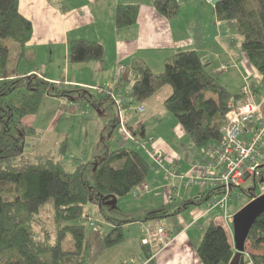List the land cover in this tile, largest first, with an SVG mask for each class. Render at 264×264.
Instances as JSON below:
<instances>
[{
	"label": "trees",
	"instance_id": "16d2710c",
	"mask_svg": "<svg viewBox=\"0 0 264 264\" xmlns=\"http://www.w3.org/2000/svg\"><path fill=\"white\" fill-rule=\"evenodd\" d=\"M152 5L168 20L175 18L180 9L177 0H153ZM213 7L217 20L234 22L241 50L255 71L262 75L264 0H219ZM137 12L136 4H118L114 13L115 26L133 24ZM31 35V21L19 12L18 0H0V98L11 95L10 112L20 122L36 114L43 97L51 89L58 97L73 91L71 88H59L43 76L16 74L14 64L25 53ZM7 40L19 46L14 56H11ZM102 56L103 45L99 41L85 38L68 41L69 62L100 61ZM131 68L134 79L127 90L129 101L140 104L168 87L163 106L194 146L201 150L203 159L196 165L210 161L205 151L210 144L221 141L220 129L227 119L229 102L238 104L241 101L240 90L232 93L219 83L205 69L201 56L195 50H179L167 56L162 71H154L139 61H134ZM106 90L114 101L110 95L111 88ZM206 92L210 94L206 95ZM80 96L84 95L81 93ZM118 114L111 118L110 115L105 116L108 124L115 126ZM7 116L8 112L0 106V264H88L85 204L92 199L100 204L101 197L107 194L124 196L133 193L149 172L148 157L137 144L111 149L108 146L111 136L101 135L92 158L76 164L72 171H65L52 155L26 153L25 137H38L40 131L29 121L20 126L14 123L21 128V134L16 135ZM58 149L62 152L61 148ZM184 184L187 187L197 185H188L186 179ZM197 186L200 191H206ZM238 191L239 195L235 197L240 196V189ZM255 197L249 193L248 202L242 208L249 219L253 217L246 229L245 242L254 250L261 251L243 254L245 264L247 261L264 264V210L261 208L264 197L251 202ZM107 219L112 227L101 233V245L110 248L124 240L122 225L125 220L113 216ZM215 219V215L210 213L196 246L200 264H228L235 252L225 228ZM145 243L141 245L146 258L144 264H156L153 250ZM245 249L244 243V252Z\"/></svg>",
	"mask_w": 264,
	"mask_h": 264
},
{
	"label": "crops",
	"instance_id": "0c3cea01",
	"mask_svg": "<svg viewBox=\"0 0 264 264\" xmlns=\"http://www.w3.org/2000/svg\"><path fill=\"white\" fill-rule=\"evenodd\" d=\"M177 1L180 6L179 14L168 20L155 10L153 0H18L19 12L31 21L32 35L26 43L25 53L14 64L15 72L19 76L40 73L45 79L57 81L64 70L57 75H53V71L48 73L47 62H56L54 58L58 50L67 58L68 41L75 38L99 41L103 45V56L100 61L68 64L63 79L73 82V85L94 87L108 84L115 67L122 65L125 73L115 83L121 85L125 82L129 88L134 79L131 68L134 61L142 62L152 70H161L167 56L189 49L201 56L205 69L212 75L223 71L220 70L221 64L224 61L233 62L237 57L233 52L234 22L219 21L215 13L209 18L203 17L201 0ZM118 4L138 6L137 18L133 24L126 27L115 26L114 13ZM26 55L30 57L28 60L35 61V67L20 64L21 58ZM38 62L42 72L37 68ZM245 63L244 59L243 64ZM252 74L249 82L256 94H261L263 90L259 91L260 76L256 71ZM107 86L113 94L115 90L119 93L116 86ZM161 92V96L156 98L155 95ZM168 92L169 88L165 87L140 104L111 99L113 108L105 111V116L112 110H116L118 114L117 104L121 106L127 130H130L129 133L149 159V172L137 187L139 195L132 193L133 198L129 195L126 197V201L131 202L130 205L135 210H117L122 219L125 218L122 225L124 240L121 243L110 248L103 247L101 233L108 231L112 223L107 218L92 220L94 225L89 228L88 242L90 238L94 239L96 251L91 255L89 246L88 264H144L146 258L141 250V238L149 239L145 245L153 250L156 264H200L195 245L191 244L197 243L192 235H196V230L202 229L200 220L206 215L210 217L211 212L204 210L206 192L200 191L197 185L184 186L183 175L199 163L203 156L176 119L164 108L162 100ZM156 99H159L157 103ZM136 106H142L143 109L136 110ZM119 134L121 140L118 146H121L129 138L121 130ZM40 135L35 138L41 139ZM153 149H159L163 153L162 159L149 158L147 151ZM248 180L249 178L242 183ZM144 185L148 186L147 189ZM134 204H138V207ZM236 206L240 205L237 203ZM87 217L90 218L89 215ZM157 224L175 234L167 244H157Z\"/></svg>",
	"mask_w": 264,
	"mask_h": 264
},
{
	"label": "rangeland",
	"instance_id": "374dc122",
	"mask_svg": "<svg viewBox=\"0 0 264 264\" xmlns=\"http://www.w3.org/2000/svg\"><path fill=\"white\" fill-rule=\"evenodd\" d=\"M205 1L207 2V4L204 3L203 0H201L200 10L202 16L206 18L214 16L215 11L212 1L211 2H208L207 0ZM233 39L235 46L233 52L237 54L236 60L233 62L224 61L223 65H226V70L215 72L213 76L219 83L223 84L230 92L235 93L238 90H240L245 83H248L250 81V78L253 75L252 73L253 71H255V68L251 65L245 53L241 50L240 37L236 33V30L233 35ZM7 43L11 50V56H14L19 50L18 44L11 40H7ZM55 56L56 58H54V60H56V62H52V63L47 62V67H48L47 72L50 73L53 71L52 74L55 73V75H57L59 71L64 70L63 72L64 74H62V77L61 78L59 77L57 81H52V82H54L55 86L59 88H63V89L71 88L73 89V91H69L64 96L58 97L54 95L53 93L54 90L51 89L50 93L43 97L36 114L31 117L23 118L21 122L10 112L11 95H6L0 98V106L8 112L7 120L14 127V133L16 135L21 134V128L18 126L24 123H28V121L40 131L41 139H37L32 135H28L25 137L24 139L26 143L25 152L26 153L40 152V153H47L49 155H52L59 160L63 170L72 171L76 164L80 162L89 161L92 158V150L94 147L96 149L99 147L101 135L111 136L110 139L108 140V146L109 148L112 149L120 145L121 135L119 134V131L121 130L122 133L125 135V137L129 138L123 145L128 147L133 146L134 144L133 141H135V139L129 133L130 130L129 129L127 130L128 128L127 124H124L122 118V110L118 109V113H119L118 115H120V117H118L119 119H117L115 126H112V123L108 124L107 117H105V111H107V109L111 107L113 108V103H111L112 100L109 99L108 91L106 90V88L108 87L107 85H111L113 86V88H115V86L117 87L116 89L119 90V93L115 90L114 92L115 95L113 94L117 100L120 99L124 102H126V100H129L127 95L128 88L125 82L122 83L121 85H117L114 80L115 70H117V68L121 65H117L115 67L114 75L113 77L112 76L109 77V81L107 82L108 84H101V86L96 84L97 86L94 87H89L84 84L73 85V82L65 81L63 79L67 71L65 68L68 66V64L72 65L78 63L69 62L68 57L65 58L61 50H58ZM29 58L30 57H28L27 55L22 57L20 60V64H24L25 66L30 65L32 67H35V61L28 60ZM244 59L246 61L245 65L243 64ZM214 61L212 62V65ZM37 68L39 69L40 72H42L41 64L39 62L37 63ZM160 69L161 70H154V71H162L163 66ZM31 74H36V73H31ZM70 74H72V71L70 72ZM36 75L42 76L40 73H37ZM259 76L261 77V75ZM101 81L99 82L101 83ZM74 88H77V91H75ZM81 93L84 96H80ZM262 93L256 94L255 100H258L259 102L264 94ZM161 94L162 92L155 95V97L159 98ZM205 94L209 95L210 93L206 92ZM242 100H243V96L241 97V101ZM158 101L159 99L155 100L156 103ZM135 109L138 110V106H136ZM258 114L261 115L264 114V101L258 109ZM108 115H110V118L111 116L112 117L116 116L117 115L116 110H112ZM120 119L122 121H120ZM14 123H16L18 126H15ZM135 143L137 144L136 141ZM58 148H61L62 152H59ZM154 151H160V150L153 149V151H147L148 152L147 155L149 156V158H152L150 154L153 153ZM261 151L264 154V142ZM258 162L260 165L258 168L259 175H257L256 178H254V180L251 178L246 183H242L240 185L239 197H235L234 195L228 197L226 215L229 219L227 221H223L218 217H216L215 219L216 221H218L220 225H222L225 228L230 242H233V235H232L233 215L240 209V207H242L241 205L247 203L249 193L257 196L264 193V155L260 157ZM90 171L91 168H89L88 170V177L90 176ZM180 177L182 178V176ZM143 187L147 189L148 186L144 185ZM205 192L207 193V191ZM133 194L135 196L139 195L137 191ZM127 195L133 198L132 192L128 193ZM127 195L115 196L112 194H107L101 197L102 201L100 204H96L95 200L93 199L88 201L84 206L85 213L90 216V218L87 217L86 219H84L85 220L84 222L88 224L87 232H90L89 228H91V225H94L92 221L93 219L96 218L106 219L108 216H113L122 219L121 214L117 211L118 209L122 211H125L127 209L135 210L134 206L130 205L131 202L126 201ZM237 203L240 206H236ZM134 205L138 207V204H134ZM202 206H204V204H202ZM124 219L125 218H123V221ZM208 221H209V217L207 215L204 216L203 219L200 220V226L202 227V229H200V231L196 230V235H192L195 236L197 241V243H193L190 241L192 246L195 245V249ZM158 225L161 224H157L156 226ZM197 226L198 225L195 224V227ZM165 230L167 235L166 241L160 242L157 237V241H158L157 244L159 243L161 245L167 244L172 239V237L175 236V234L170 232L169 229H167L166 227ZM155 234H156V230H155ZM143 239L146 238H141V241H143ZM89 246L91 249V255H93L94 251H96L93 238L89 239ZM245 248H246L244 252L245 255L251 252L261 251V250H254L253 248H251L248 242H245ZM246 264H252V263L250 261H247Z\"/></svg>",
	"mask_w": 264,
	"mask_h": 264
},
{
	"label": "built area",
	"instance_id": "2783aa9c",
	"mask_svg": "<svg viewBox=\"0 0 264 264\" xmlns=\"http://www.w3.org/2000/svg\"><path fill=\"white\" fill-rule=\"evenodd\" d=\"M220 67L221 70H226V65L222 64ZM124 73L125 67L119 66L115 70L114 80H118ZM259 85L260 90L264 92V73L260 77ZM240 92L243 96L242 101L238 104L229 102L227 119L220 129L221 141L210 144L205 151L210 161L196 165L183 176L188 185L197 184L207 191L204 210L223 221L229 219L226 215L228 197L238 196V186L247 178L251 179L258 175L256 170L258 160L264 155L261 151L264 142V114H258V109L264 101V94L259 102L255 100L256 91L251 87V82L245 83ZM110 95L116 101H120L112 92ZM142 109V106H138V110ZM150 156L154 160H160L163 154L161 151H154ZM155 230L158 240L166 241L165 228L158 225ZM143 242H146V239H143Z\"/></svg>",
	"mask_w": 264,
	"mask_h": 264
},
{
	"label": "water",
	"instance_id": "95a60500",
	"mask_svg": "<svg viewBox=\"0 0 264 264\" xmlns=\"http://www.w3.org/2000/svg\"><path fill=\"white\" fill-rule=\"evenodd\" d=\"M219 0H212V3L215 4ZM264 197V193L256 196L251 202H257L260 198ZM262 210H264V203L261 204ZM254 216V215H253ZM252 218L243 212V209H240L233 215V244L235 247V252L233 253L228 264H244V243L246 238V229L250 225Z\"/></svg>",
	"mask_w": 264,
	"mask_h": 264
},
{
	"label": "bare ground",
	"instance_id": "6f19581e",
	"mask_svg": "<svg viewBox=\"0 0 264 264\" xmlns=\"http://www.w3.org/2000/svg\"><path fill=\"white\" fill-rule=\"evenodd\" d=\"M259 166H260V165H258V166H257V169H256L258 175H259V171H258ZM136 190H137V188L135 189V191H134L133 193H135ZM253 199H254V198H253ZM253 199H251V200H253ZM251 200H250V201H251ZM245 205H246V204H245ZM245 205H244V206H245ZM244 206H243V207H244ZM243 207H242V208H243ZM242 208H240V209H242ZM240 209H239V210H240ZM239 210H238V211H239ZM238 211H237V212H238ZM156 239H157V235H156ZM244 264H245V261H244Z\"/></svg>",
	"mask_w": 264,
	"mask_h": 264
}]
</instances>
